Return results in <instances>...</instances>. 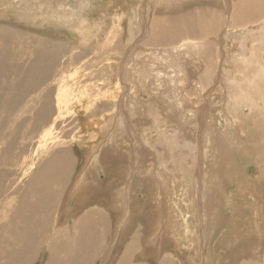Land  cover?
Listing matches in <instances>:
<instances>
[{
  "label": "rangeland",
  "instance_id": "rangeland-1",
  "mask_svg": "<svg viewBox=\"0 0 264 264\" xmlns=\"http://www.w3.org/2000/svg\"><path fill=\"white\" fill-rule=\"evenodd\" d=\"M3 1L0 0L1 3ZM32 1L27 11L19 7L14 9L15 11L0 10V27L8 28L13 25L12 27L19 28L21 32L28 33L34 39L39 36L47 39V36L48 40L44 42L57 43L67 50L71 47L81 56L75 58L77 62L72 61L69 70H66L68 64L65 62L63 71L53 75V79L45 81L46 85L44 83L40 85V89L49 87L55 95L59 85L57 80L66 77L64 79L67 86L66 89H62V100H65V103H62L61 111L55 98L52 99L53 103L50 100L53 111L44 117L48 121L46 124L49 125H42L43 122L38 119L37 129L33 130L40 129V135L48 132L49 139L41 138L42 144L37 148L38 151H35L36 138L33 139L34 144H23V148L19 143H13L9 152L11 157H18L20 154L23 157L14 165L15 172L12 173L13 177H10L11 180L20 181L19 185H24L26 182L27 166L32 165L31 169H33L38 160L49 157L55 150L56 143L52 144V141L58 140L64 144L63 146L71 147L74 158H72L74 163L71 162L69 165L72 171L68 181L66 179L67 184L56 201L57 212L55 213L54 210L48 229L39 242L40 253L35 264H45L52 257L53 253L47 248L52 238L57 237L68 226L74 215L73 210L76 212L87 207L84 202V206L78 205L74 208L76 200L74 194L78 195V191L75 192L74 189L78 185V179L90 168L91 159L97 158V155L99 158H104L102 163L98 159V164H103V169L101 170L100 167L96 169L97 182L104 180V185L107 187L106 181L112 178L114 181L123 179L122 176L125 175L124 184L130 182L128 184L130 197H134V200H142L145 193L152 199V211L160 201L158 195L160 191L163 192V196L171 194L169 197L173 201L192 200L195 196L200 204L198 209L201 210L193 209L195 213L193 216L191 205L184 215L188 216L189 222L198 216L196 230H198V240H201L198 247L200 255L203 252L202 255L205 256L209 249L214 252L219 250L216 252V264H240L246 259H259L257 256L261 248H264V240L260 244L259 236L255 232V227H260L258 224H261V227L264 225V20L260 19L264 15L262 13L254 15L251 18L253 21L247 23L248 26L246 23H241L247 28V32L238 25L236 29L239 35L232 36L228 25L233 0H85L84 6L79 5L82 0H52L50 3L53 10L69 9L62 11L61 14H73L81 7L78 13L80 17L78 21L80 19L81 24L76 23L77 28L74 30L73 27L59 29L58 26L50 24L49 18L53 13L46 11L48 0ZM6 2L9 7L20 3L19 0H6ZM34 2L41 3L42 9L38 7L35 10ZM6 5L7 3L0 5L3 6L0 9H4ZM206 9L210 10L215 21L213 26L204 29L201 27L204 17L198 14L199 11ZM187 10L192 12V16L188 17L190 20L184 24L183 29L167 31L170 32L169 35H173L172 40L178 39V43L174 45L162 41L155 44L152 42V45L149 43L151 30L152 34L154 33L152 24L155 21L165 17L174 18ZM21 11L27 13V16L18 15ZM28 12H31L35 18H27L30 16ZM149 25L153 26L152 29ZM250 28L252 33L248 31ZM143 29L144 33H142ZM259 36L262 43L259 41ZM206 46L214 51L212 58L208 60L204 59L200 51L206 50ZM237 50L241 53L237 54ZM169 55L172 57L170 58ZM129 65L133 68L132 71L135 70L133 76L126 72ZM136 77L139 78L138 85L135 84ZM155 80L157 84L150 87ZM239 93L244 95V99L237 101L236 94ZM108 99L119 105L114 106V111L119 110L116 112L117 121L113 124L115 127H110L106 134H98L100 122L93 123V126L91 124L84 126V124L86 118L97 120L100 117L96 116L106 113L104 104L101 105L100 101ZM237 102L239 105L243 104L245 122H243L245 119L240 120L235 115L237 109H234L233 105L236 107ZM119 117L122 121L118 127ZM53 120L55 126L51 127L49 121ZM239 121L243 122V127L237 125ZM27 123L32 124V121ZM122 141L129 146L124 147ZM131 162L135 165L133 170L130 169ZM126 164L130 168L126 167ZM67 169L69 173L68 166ZM5 170L2 168L1 172L4 173ZM125 170L132 173L126 174ZM104 185L99 183L94 187L96 190L99 189V193L91 202L102 206L107 202L111 205L110 201H114V205L111 206L118 208L114 215L111 213L112 207H106V204L103 208L112 215L115 222L120 212H124L121 202L123 197L119 198L118 206L115 204V194L119 196L118 191L124 189L118 184L117 190L113 188L110 196L102 192L106 189ZM101 187L103 190H100ZM0 198H3L2 195ZM44 201L48 213V205L52 199H44ZM255 202L259 207H255ZM144 207H147L146 203L140 209L137 207L134 209L132 216L137 217V220L134 219L132 226L130 225L131 232L125 230L128 237L139 232L140 236H147L145 229L151 225L155 216L152 214L151 221L146 215L142 216L144 211L141 214V210ZM149 208L151 209V202ZM259 210L262 212L263 221L254 219L255 225L250 224L252 216L257 215ZM169 216L170 219L167 220L172 226L174 223L172 213ZM128 217L126 215L125 219ZM165 225L168 227L167 223ZM112 226L115 228V225ZM161 226L162 223H159L156 231L152 227L154 237H157ZM228 228L234 231L227 234ZM261 229L264 232V226ZM168 235V231L165 230L164 237ZM112 237L113 230L106 247L113 246L115 250ZM151 238L152 234L149 236V242ZM188 240L181 246L177 245V248L185 249L190 242ZM195 242L198 243L197 239ZM171 244L176 247L171 240V243L162 249L160 260L166 259L170 252L172 257H177L176 264H197V258L194 256L197 254V245L196 247L192 245L193 249L190 253L192 256L189 260V257L180 258V255L172 252ZM209 244L216 248H210ZM111 256H114V252ZM151 260L152 264L158 261L156 258ZM102 262L99 260L96 264H103ZM117 262L118 259H113L109 264Z\"/></svg>",
  "mask_w": 264,
  "mask_h": 264
},
{
  "label": "bare ground",
  "instance_id": "bare-ground-1",
  "mask_svg": "<svg viewBox=\"0 0 264 264\" xmlns=\"http://www.w3.org/2000/svg\"><path fill=\"white\" fill-rule=\"evenodd\" d=\"M4 1L2 3L0 2V5H4L5 3H7V5L5 6L4 9H0L1 11L2 10L12 11L18 7L23 9V11H27L28 5H32L33 3L32 0H19L20 2L19 4L16 3L14 6L9 7L8 2H6V0ZM51 1L52 0H48V3H46L48 4V6L47 7L45 6L47 8L46 9L47 12L49 10V11H52L53 13V16L49 18V21L51 22L50 24L52 26H58L59 29L60 28L62 29L64 27H69L70 29H72L73 27V29L76 30L77 28L76 23L81 24V20L79 19L78 21V17H79L78 13L81 11L80 9L81 7L78 10H75V12L73 11L74 12L73 14H63V13L61 14L62 11L64 10L69 11V9L60 8L58 9V11L53 10L52 5L50 3ZM43 2H44V5H46L45 1ZM87 3L89 4L90 1ZM40 4L41 3L34 2L35 10H37L38 7L41 6ZM85 4H86L85 0H82L79 5L84 6ZM0 7H3V6H0ZM40 8L42 9V7ZM28 13L30 14V16H28L27 18L29 17L35 18L34 16H32L31 12H28ZM261 13L262 15H264V0H233L232 11L230 15L231 19H230V22L228 21L229 22L228 26L230 28L229 30L230 34L232 36L239 35V33L237 32L238 30L236 29L238 25L241 26L240 28H242L244 32H247V28L244 25H241V23H246L247 25V23H249L250 21H253V19L251 18H253L254 15L256 14L261 15ZM58 14H61V15H58ZM18 15L27 16V13L25 12L23 13L21 11V13H19ZM18 15H15V16H18ZM180 15H177L174 18L165 17L164 19H159L152 24L154 27L152 25L151 26L149 25L151 27L150 29H152L153 27V31H154V33L152 34V30H151V34L149 36V43L151 45H152V42H154L155 44L161 41L165 43L169 42L167 44H171V45L178 43V39L176 38L172 40L173 35H169L170 32H167V31H181V29H183L184 27V24L185 23L187 24L189 22L190 19H188V17L192 16V12L190 10H187L183 12L181 16ZM198 15H201L204 17L202 19V25H201L202 28L205 29V28H209L214 25L215 17L210 12V10L206 9L203 11H199ZM263 18L264 16H262V18L260 19L264 20ZM12 26H8V28H4V26L0 27V195H2L3 197V198H0V264H35V261L38 258V254L40 253V251L38 250L40 248L41 243L39 242H41V239L45 235V231H47L48 229V226H49L48 223L51 220L52 214H54V210H55V213L57 212L56 201H58V197L60 196L65 185L67 184V181L70 176L69 174H71L70 171H72L70 170V166H69L71 165L72 158H73L71 154V147L63 146L64 144L60 143L58 140L55 142L52 141V144L56 143L55 144L56 147H55V150L50 154V156L49 157L47 156V158L38 160V162L35 163V166L33 169H31L32 165L27 166L26 175L28 177L24 185L23 184L19 185L20 181H15V180L10 179V177L12 176V173L15 172L13 171L14 165L17 163L18 159H21L23 157L20 153H19L20 155L18 154L19 155L18 157L17 156L11 157L9 152L12 148L13 143L17 142L20 144V147L23 148L24 147L22 146L23 144H31V143L34 144L33 139H36V138L37 139L35 143V151L36 150L38 151L37 148L40 147L42 144L41 138L49 139L48 132L41 133L42 135H40V129L36 131H33V130L37 129L38 119L40 120V122H43L42 125H49V124H46L48 121L44 117L48 116V114L51 111H53L51 109L52 104L50 105V100L53 103L52 99L55 98V101H57L56 104L61 111L62 103H65L64 102L65 100L64 101L62 100V95H63L62 89L63 88L66 89L65 86H67V84H66V80L64 79L66 77L64 78L62 77L60 78V80H57L59 85L55 90V95L52 93V90L49 87H45V89H40V85L43 84L48 79H53L52 78L53 75H57L61 71H63L65 69V66H64L65 62H67L68 64V66L66 67V70H69L70 69L69 65L72 63V61L73 63L77 62L75 58L76 57L80 58L81 56L76 54V51L72 49L71 47L68 48L67 50L65 48H61L59 45H57V43L44 42L45 40H48L47 36H46L47 39L43 38V36L42 37L39 36L37 39H34L30 37L28 33L25 34L21 32L19 28L12 27ZM248 31H251L252 33L251 28ZM142 33H144V29ZM193 38H196V37H193ZM258 38H259L260 43H262L260 39L261 36H259ZM256 40L258 41V39ZM260 46H263V45H260ZM185 48L187 47L185 46ZM176 50L179 51V49H176ZM263 50H264V46H263ZM200 51L203 54L204 59H207V60L212 58V55L214 52L211 47H207V46H206V50L201 49ZM238 52L239 50H237V54L241 53V52L239 53ZM169 57L171 58L172 56L169 55ZM234 59L236 61V56L234 57ZM240 60H243V59L240 58ZM172 63L174 64L173 60H172ZM126 70H127L126 72L129 75H132V73L135 72V70L132 71L133 68H131V66L127 67ZM135 79H136L135 84L138 85L139 78L136 77ZM67 80H70V79H67ZM156 82L157 81L155 80L154 83L150 87H152L153 85L155 86V84H157ZM145 85H147V83ZM155 89H158V88L155 87ZM159 91H160V88H159ZM156 94H158V92ZM236 95L238 97V100H237V97H235L237 101L244 99L243 94L239 93ZM100 104L101 105L104 104L103 108L106 111V113L96 116V117H100V119H97V120L96 119L91 120V118L89 119L86 118V123L84 124V126L88 124H91L93 126V123L95 124L97 122H100L99 124L101 125H100L98 134L107 132L108 129L112 126L113 128L115 127V125L113 124L116 123L117 121L116 112L119 111V110L116 111V109L114 111V106L116 105V102L110 101L109 99L100 101ZM100 104H97V105L99 106ZM116 106H119V105H116ZM242 107H243V104L241 103L240 105L239 104L236 105V107L233 105V108L237 109L235 110V113H236L235 115H237L240 120L245 119V117L243 116ZM227 111L230 112L229 110ZM59 119L61 118L59 117ZM119 120L117 122L118 127L121 125L122 118L119 117ZM123 120H127V119H123ZM27 121L28 122L32 121V124L27 123ZM245 121L246 119L243 120V122ZM49 122H50L51 127L53 125L55 126L54 120L49 121ZM243 122L239 121L237 125L242 126ZM99 124H96V125L98 126ZM124 124L126 123L124 122ZM122 144L124 145V147L129 146L126 144L125 141H122ZM59 146L61 147L60 149H59ZM114 154L116 153H113V155ZM175 155H176V152H175ZM98 159H100L101 163L104 161V158H99V155H97V158L91 159L90 166L88 165L90 168L87 170L86 174L83 175V178L80 181L78 179L79 186L77 185V187L74 189L75 192L78 191L77 196L76 194H74L75 195L74 197L76 198V200L74 201V208L78 205L80 206L83 205L84 202H86L85 206L87 207H84L82 212L78 214H75L76 212L75 210H73L74 215L70 223L68 224V226L66 227L62 226L65 228L61 231V233L57 237L52 238V241L50 245L48 246L47 250L50 253H53V255L45 264H96L97 261L99 260L103 261L102 262L103 264H109V261L113 259H118V262L116 264H152L150 263V261H152L151 258L152 259L156 258V260H158L156 261L158 264H176L177 257H172L171 256L172 254L170 252L167 255L166 259L162 258L163 260H160L161 255H162L160 253L162 249L166 245H169L171 243V240H173V243L176 245V247L175 246L173 247L172 246L173 244L170 245L172 248V252L177 253L176 255H180L181 256L180 258L189 257V260H190V257L192 256L190 255L191 249H193L191 247L192 245L195 247L197 245L196 247L197 254L194 255L196 256L195 258H197L196 259L197 264H216L217 262L216 252L219 250L214 252L213 250L208 248L209 249V251L207 249L208 254H206L205 256L202 255L203 252L201 253V255L198 252V247L201 243L200 242L201 240H198V230H196L198 229V225H196L198 216L194 217L192 222H189L188 216L184 215V213L186 214V210H188L191 207V205L192 207L190 209L192 210V212H193V209L194 211L201 210L200 208L198 209L200 204L197 201V198H195V196L192 198V200L188 199L189 201L187 199L183 201H181V199L173 201L169 197V195L171 194L163 196L162 195L163 192L161 193L160 191V194L157 193L158 195H160V201H158V203L154 206L153 211H152L151 197L145 195L144 193V196H142V200H134L133 199L134 197H130V193H129L130 190L128 191V189H130L128 185L130 184V182H127L124 184V182H126L125 179L119 178L114 181V179L112 178L109 181L105 182V184L110 185V189L108 192H112L113 188H116L117 190L118 184H120V186L124 189V191H118L119 196L117 193L115 194V204L118 205L120 202L119 198L123 197L121 199V202L124 206V212H120V215L116 219V221L113 222L114 219H112L111 217L112 215L103 208V206L106 205L108 202L102 206L99 204L97 205L91 204L92 202L89 203L90 200H93V198L91 199L90 197L91 194L96 195L98 193V192L92 191V189L96 187V185L99 183L104 185V180L103 181L99 180L100 182H97L96 180L97 177H95L96 172H97L96 169L99 167L101 168V170L103 169L102 168L103 164L99 165ZM130 165H131V168L127 164H126V167L133 170L135 165L132 162L130 163ZM67 166L69 168V173H68ZM2 168L6 169L4 173L1 172ZM28 172H29V175H28ZM128 172L129 171H126V174H128ZM129 173H132V172H129ZM117 176L119 177V175ZM107 177H110V176H107ZM121 182L124 185H122ZM104 187L106 186L104 185ZM100 190H103L102 187ZM104 194H103V197H105ZM44 199L45 200L52 199V201L48 205V208H49L48 213L45 210L46 201H44ZM110 199L112 198L110 197ZM25 201H27V203H25ZM254 201L256 200L254 199ZM110 202H111V205H114V201H110ZM150 202H151V209L149 208ZM185 202H187V204ZM99 203L101 204V202ZM144 203L147 204V207L146 208L144 207V209L141 210V214H142V211H144V214H142V216L146 215L150 221L152 220V214L155 216L154 221H151V225L145 229L147 230V236L145 237L140 236V232H139L138 234L134 233L130 237H128V235H126L127 232L125 233V230L130 231L132 222L134 221V219L137 220V217L132 216V213L136 207L138 209H140L141 206L143 207ZM89 204H91L90 205L91 208H89L88 206ZM254 204L256 208L259 207L258 203L255 202ZM111 205L107 204L106 207L108 206L112 207ZM132 205L134 207H132ZM58 206L59 208L61 207L60 204H58ZM182 208L185 210V212ZM117 209L118 208L116 206H113L111 213L114 215V213L118 211ZM171 213H172V218L174 219V223L172 222L173 223L172 226L170 225L171 222L169 224L167 220L168 216L171 215ZM126 215L127 217L129 216L127 219H125ZM194 215L195 213L193 214V216ZM200 215H202V213ZM254 219L256 221H263V215L260 210L257 212V215L252 216L250 224L253 225L254 223L255 225ZM159 223H162L161 229L159 230L157 237H154V233L152 232V227L156 231ZM166 223L168 227H166L165 225ZM112 224L115 225V228L112 226ZM258 225L260 227H255V232L258 234L259 236L258 241H260V244H261L262 240H264V232L261 231L262 230L261 228L264 225L262 227H261V224H258ZM112 230H113L112 240L114 241V244L116 247L115 250L113 246L106 247V245H108V240L111 237ZM165 230H167L169 234L166 237H164ZM233 231L234 229L228 228L226 232L227 234L228 233L231 234V232ZM214 232H212V234ZM151 234H152V238H151V241L149 242V236ZM251 237L253 238L252 234H251ZM196 239L198 243L195 242L196 243L195 244L194 241ZM187 240L190 242L187 244V247L185 249L180 250L177 248V245L181 246V244L183 242L184 243L187 242ZM191 241H193V243ZM45 244L47 243L45 242ZM209 247L216 248L213 245L211 247L210 244H209ZM113 252H114V256H111ZM227 253L229 255L228 250H227ZM200 256L201 257L203 256V258H200ZM257 257H259V259H246V261H242L240 264H264V248H261V251Z\"/></svg>",
  "mask_w": 264,
  "mask_h": 264
},
{
  "label": "crops",
  "instance_id": "crops-1",
  "mask_svg": "<svg viewBox=\"0 0 264 264\" xmlns=\"http://www.w3.org/2000/svg\"><path fill=\"white\" fill-rule=\"evenodd\" d=\"M82 178H83V175H82V176L79 178V181H80ZM122 178L124 179V176H122ZM79 181H78V182H79ZM78 182H77V184H79ZM78 186H79V185H78ZM104 188H105V187H104ZM106 188H107V189L103 190L102 192H104V191H105V192H106V193H108V194H112V193H113V192H108V191H109V189H110V185H107V187H106ZM98 190H99V189H97V190H96V189H94V188L92 189V191H95V192H98ZM106 190H107V191H106ZM100 192H101V191H100ZM98 193H99V192H98ZM94 194H95V193H94ZM94 196H95V195L91 194V196H90V197H91V199H92V198H94ZM107 197H108V196H107ZM91 201H92V200H90V202H89V203H91ZM91 204H92V203H91ZM81 212H82V210H80V209H79V210H77V211H76V213H75V214H78V213H81Z\"/></svg>",
  "mask_w": 264,
  "mask_h": 264
}]
</instances>
